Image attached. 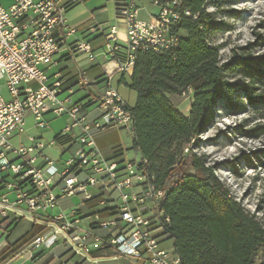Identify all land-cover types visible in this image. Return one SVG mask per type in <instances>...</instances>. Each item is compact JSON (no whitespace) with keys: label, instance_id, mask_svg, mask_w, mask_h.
Here are the masks:
<instances>
[{"label":"built area","instance_id":"obj_1","mask_svg":"<svg viewBox=\"0 0 264 264\" xmlns=\"http://www.w3.org/2000/svg\"><path fill=\"white\" fill-rule=\"evenodd\" d=\"M85 1L13 0L7 6L0 2V80L7 79L11 97L6 100L0 93V215L3 220L12 215L26 218L46 228L17 255L26 260L67 245L73 256L89 261L95 252L111 250L136 264H180L160 244V234L170 223L161 207L166 191L142 159L105 157L96 136L133 124L132 108L114 84L116 73L132 75L138 53H174L181 40L177 24L184 16L198 15L182 0L153 1L158 12L149 20L140 17L135 1L121 5L125 45L115 26L106 33L99 25L92 29L105 36V49L98 53L90 41L69 42L78 31L68 25L67 10ZM63 52L77 66L73 85L61 72L49 75L46 69ZM85 62L101 66L102 87L88 77ZM80 90L86 95L75 101L73 95ZM192 92L189 88L184 95ZM49 114L67 115L69 123L50 143L42 135H28L29 143H24L27 117L33 116L43 131L49 127ZM13 138H19L18 145ZM55 145L62 148L61 156L67 155L61 161L48 153ZM74 195L97 200V210L87 217L77 208L52 213Z\"/></svg>","mask_w":264,"mask_h":264},{"label":"trees","instance_id":"obj_2","mask_svg":"<svg viewBox=\"0 0 264 264\" xmlns=\"http://www.w3.org/2000/svg\"><path fill=\"white\" fill-rule=\"evenodd\" d=\"M182 2L198 18L184 16L177 24L181 40L174 53H138L128 84L138 94L132 107L133 147L141 152L156 184L166 191L161 207L170 223L160 235L173 239L180 264H264V222L230 194L214 169L192 148L211 122L216 106L232 103L234 87L228 73L240 69L255 85L264 80V56L234 52L230 60L221 62L220 46L210 41L219 28L214 15L206 10L209 0ZM189 88L193 101L186 115L169 95L184 94ZM246 92L249 104L264 110V89L252 87ZM19 218L11 219L9 226ZM45 229L33 223L19 244L0 253V264L16 257ZM70 255L67 245L56 246L47 254L51 261Z\"/></svg>","mask_w":264,"mask_h":264},{"label":"rangeland","instance_id":"obj_3","mask_svg":"<svg viewBox=\"0 0 264 264\" xmlns=\"http://www.w3.org/2000/svg\"><path fill=\"white\" fill-rule=\"evenodd\" d=\"M12 1L0 0L6 6ZM94 2L97 3L96 7H100L99 5L109 7L112 6L113 0ZM209 2L206 10L214 15L215 25L219 28L211 35L210 41L220 46L221 62L230 60L234 52L239 56H264V0H209ZM111 10L107 8L103 15L109 26L112 23ZM148 11L158 12L152 1L146 3L142 15H147ZM227 76L234 87V92L230 96L232 103L216 106L211 122L204 133L193 141L195 146L192 148L206 166L214 169L230 194L264 222V110L251 106L246 99L247 89L252 87L264 89V80H257L253 85L252 80L242 74L240 69L228 73ZM119 87L126 101L130 105L136 104L137 92L126 85ZM0 93L6 100H10L6 78L0 80ZM192 94L193 92L171 96L184 114H189ZM85 95L86 92L80 90L73 95V99L77 101ZM47 118L50 120L49 127L41 131L35 126L33 116H28L26 133L22 135L21 140L28 144V135H42L44 141L50 143L69 123L67 115L56 117L49 114ZM121 133L125 145L131 147V132L122 129ZM12 142L18 145L19 138H13ZM48 153L57 161L67 156H61L62 148L59 145L49 148ZM127 158H136L139 161L141 155L130 150ZM190 172L194 173L195 170L191 169ZM66 201L76 206L84 200L81 195H74ZM63 202L52 210L54 214L61 211ZM41 252L43 251L38 253ZM115 264H132V261L119 257Z\"/></svg>","mask_w":264,"mask_h":264},{"label":"crops","instance_id":"obj_4","mask_svg":"<svg viewBox=\"0 0 264 264\" xmlns=\"http://www.w3.org/2000/svg\"><path fill=\"white\" fill-rule=\"evenodd\" d=\"M63 1L68 2L69 0H63ZM132 1H135L140 6L141 8L140 17L142 19L149 20L152 15L156 14L153 13L152 11H148L147 15L144 16L142 15V11L146 9V3L147 2L151 3V1L153 2V0H113L112 6L110 5L109 7H106L107 5L104 6L99 5L100 7H96L97 3L94 2V0H86L85 2H82L80 4L70 6L66 13L68 25L70 27L76 28L78 32L70 36L69 42L73 43L77 40L90 41L95 51L100 53L105 49V36L102 34L101 31L93 32L92 29L100 25L102 28H105V32L108 33L110 31V28L115 26L118 31L119 41L124 46L126 39V28L124 21L118 15V8L121 5L127 4ZM107 8L109 10H111L112 8L113 10L112 18H111L112 19L111 26L107 25L106 21L103 19V15ZM54 60L56 66L55 67L52 66L51 68H46L48 70V74L53 75L56 72H61L63 76L66 78L67 84L73 85L75 83V74L77 71V66L75 61L70 57L68 52L56 54ZM100 60L103 61L102 58H100ZM84 65L87 69L88 77L91 80H98L100 83V87H102L104 74L101 66L98 63H87V62H85ZM56 67L58 69H56ZM131 76L132 75H126L124 73H116L114 77V84L117 87L121 96L122 94L120 92L119 86L126 85L127 87L132 89L128 85L129 83H131ZM171 96H177V95L170 94L169 98L171 99L172 103L177 108L180 109V106L173 101V98H171ZM124 100L126 101L125 98ZM192 101H193V94L191 95V104ZM134 104L132 105L129 104V106L132 108ZM122 129L131 132L132 135L131 147H127L125 145L121 137ZM96 140L103 155L107 158L115 157L119 159H125L127 158V153L130 150H134L140 153L142 159L141 152L133 147V140H134L133 124L132 126L127 128L111 127L106 131L98 134L96 136ZM66 200L67 199H63L61 201V202L64 201L62 203L61 211L64 210L68 212L72 208H77L82 217L89 216L93 211L97 210L98 208L97 200L83 201V203L78 204L76 206L69 204ZM11 219H14L13 215L10 217V219L0 223V253L9 245L15 246L19 244L23 240L26 233L29 230H31L33 225V223L28 219L19 218L13 225L9 226L8 222ZM1 220H3V218L0 215V221ZM87 222L89 221L85 220L84 224H88ZM160 244L162 248L168 251L170 259L179 258L174 249L173 239L160 235ZM48 252L49 251H43L41 253H37L34 258L27 260L21 258L20 256H16L13 259L6 262L5 264H115V262H117V260L120 257L114 251L108 250V251L95 252L92 257L93 261H89L83 257L73 256V255H70L69 258L62 259L60 261L58 260L51 261L47 256ZM129 260L132 261V264H136L134 260L131 259Z\"/></svg>","mask_w":264,"mask_h":264}]
</instances>
